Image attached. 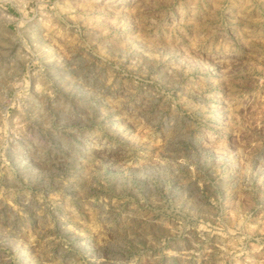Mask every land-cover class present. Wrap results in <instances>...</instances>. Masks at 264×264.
Masks as SVG:
<instances>
[{
  "label": "rangeland",
  "instance_id": "1",
  "mask_svg": "<svg viewBox=\"0 0 264 264\" xmlns=\"http://www.w3.org/2000/svg\"><path fill=\"white\" fill-rule=\"evenodd\" d=\"M0 264H264V0H0Z\"/></svg>",
  "mask_w": 264,
  "mask_h": 264
}]
</instances>
